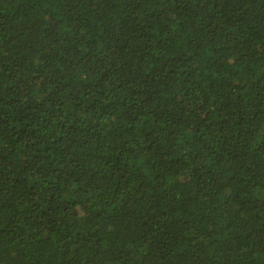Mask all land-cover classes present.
Wrapping results in <instances>:
<instances>
[{
    "label": "trees",
    "instance_id": "trees-1",
    "mask_svg": "<svg viewBox=\"0 0 264 264\" xmlns=\"http://www.w3.org/2000/svg\"><path fill=\"white\" fill-rule=\"evenodd\" d=\"M0 264H264V0H0Z\"/></svg>",
    "mask_w": 264,
    "mask_h": 264
}]
</instances>
